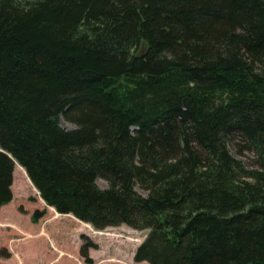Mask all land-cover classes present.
<instances>
[{"label": "trees", "instance_id": "obj_1", "mask_svg": "<svg viewBox=\"0 0 264 264\" xmlns=\"http://www.w3.org/2000/svg\"><path fill=\"white\" fill-rule=\"evenodd\" d=\"M7 154L136 262L264 264V0H0V207Z\"/></svg>", "mask_w": 264, "mask_h": 264}, {"label": "rangeland", "instance_id": "obj_2", "mask_svg": "<svg viewBox=\"0 0 264 264\" xmlns=\"http://www.w3.org/2000/svg\"><path fill=\"white\" fill-rule=\"evenodd\" d=\"M61 125L74 128L62 118ZM237 156L252 165L249 152ZM19 167L14 161L12 200L0 207V264H149L134 260L149 230L126 225L96 230L70 214H59ZM97 185L107 188L103 180ZM83 250L87 256L81 255Z\"/></svg>", "mask_w": 264, "mask_h": 264}, {"label": "water", "instance_id": "obj_3", "mask_svg": "<svg viewBox=\"0 0 264 264\" xmlns=\"http://www.w3.org/2000/svg\"><path fill=\"white\" fill-rule=\"evenodd\" d=\"M7 155H8L13 161H15L14 158H13L11 155H9V154H7Z\"/></svg>", "mask_w": 264, "mask_h": 264}]
</instances>
